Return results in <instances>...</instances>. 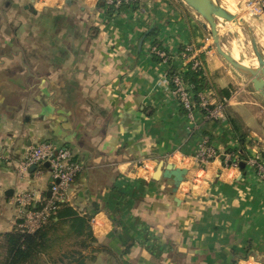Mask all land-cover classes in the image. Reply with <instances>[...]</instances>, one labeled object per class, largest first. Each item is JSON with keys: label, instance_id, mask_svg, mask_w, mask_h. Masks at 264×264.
I'll return each instance as SVG.
<instances>
[{"label": "crops", "instance_id": "obj_1", "mask_svg": "<svg viewBox=\"0 0 264 264\" xmlns=\"http://www.w3.org/2000/svg\"><path fill=\"white\" fill-rule=\"evenodd\" d=\"M98 1L0 0V234L19 229L16 193L49 195L48 166L36 173L18 164L28 147L50 142L81 165L67 204L89 228L48 229L34 264H238L249 256L264 264V181L219 156L193 161L204 144L223 155L239 145L230 111L249 128L250 157L264 162V97L228 68L203 18L182 0H137L114 16ZM218 1L243 10L244 0ZM249 25L264 56V16ZM235 36L230 53L246 64ZM153 42L167 62L150 54ZM186 48L208 82L201 94L219 109L207 117L195 102L194 124L166 90L169 66L181 74L191 65ZM168 164L187 169L177 187L153 176Z\"/></svg>", "mask_w": 264, "mask_h": 264}, {"label": "built area", "instance_id": "obj_2", "mask_svg": "<svg viewBox=\"0 0 264 264\" xmlns=\"http://www.w3.org/2000/svg\"><path fill=\"white\" fill-rule=\"evenodd\" d=\"M106 2L108 4H118L120 2H131V0H106ZM241 15L264 16V0H244ZM189 51L190 48L184 49L182 59L191 62V68L201 67L197 54H191ZM149 52L158 55L163 62H167L169 56L167 51L157 47V45L151 44ZM172 83L173 86H167L166 90L175 97L180 107L194 124L196 103L193 100L190 87L183 82L180 73L173 76ZM198 106L204 110L207 117L216 118L218 116L219 109L210 108L203 94H200ZM215 157H218V154L213 147L204 144L193 155V161L196 164L204 165ZM224 160H232L229 161V164L239 168L237 155L225 153ZM46 162L50 170L49 195L45 196L33 190H24L16 193L13 197L17 208L16 225L19 229L27 232H33L40 228L56 211L58 204L68 200L71 183L81 170L80 163L69 148L57 146L50 142H40L28 147L18 164V168L20 171L28 172L31 166H35L34 172L39 173L41 171L40 166H44ZM245 164L255 170L258 177L264 181V163L257 156H249ZM95 222V217H92L91 223L94 224ZM255 262V258L250 256L244 260V264H255Z\"/></svg>", "mask_w": 264, "mask_h": 264}, {"label": "trees", "instance_id": "obj_3", "mask_svg": "<svg viewBox=\"0 0 264 264\" xmlns=\"http://www.w3.org/2000/svg\"><path fill=\"white\" fill-rule=\"evenodd\" d=\"M71 1L72 0H67L68 3ZM136 1L137 0H131V2L108 4L106 0H99L97 2V7L104 9L108 16H114L115 14L123 12L129 7L135 8ZM152 34H154V32ZM153 44H156L157 47H159L157 43L153 42ZM152 55L156 60H161L158 55L154 53ZM202 72L203 71L201 67L191 68L188 66L187 70L181 73L183 82L190 87L193 100L197 104L200 101V94L203 93L204 89L209 87L208 82L203 76ZM175 74V69L170 65L167 76L171 86H173L172 80ZM231 92V86L219 89V93H221V96L224 97H228ZM209 107L211 106L209 105ZM229 112H226V117L231 126L234 137L238 141L239 145L235 148H227L225 152L231 153L232 155H237L239 162H246L250 156L248 147L253 145L254 142L249 137V128L244 124L240 116L236 113L231 114ZM217 154L225 165H229V161H232H225L223 153L217 152ZM242 170H244V168ZM87 219V216L80 215L76 210L69 206L67 201L60 202L56 211L40 228L36 229L35 231L27 232L22 229H13L0 234V264H34L39 253L43 252L46 244L45 235L47 234L48 229L52 227L58 228L62 223L68 222L69 227L73 228L77 234H80L83 233L84 228H89L87 225ZM87 230L88 231L85 232V240L90 235V239L93 241L94 239L91 236L89 229ZM78 264L82 263L79 262ZM231 264H236V261H233Z\"/></svg>", "mask_w": 264, "mask_h": 264}, {"label": "water", "instance_id": "obj_4", "mask_svg": "<svg viewBox=\"0 0 264 264\" xmlns=\"http://www.w3.org/2000/svg\"><path fill=\"white\" fill-rule=\"evenodd\" d=\"M186 5L192 8L196 13H198L204 20V26L214 43L216 51L218 54L224 58L239 74H242L249 78L252 87L259 94L264 97V56L258 48L257 42L255 40L254 34L251 30L250 25L241 17L236 14L234 9L224 7L219 3L218 0H182ZM222 19L223 22H229L243 29L250 40L251 47L257 59V66H244L239 63L230 52L223 49L220 38L219 31L217 28V20ZM48 166V163H44ZM245 167V162H239V169ZM35 166H31L30 170H34ZM187 173L186 168H175L171 164H168L165 170H161L159 167L155 170L153 176L159 177L160 175L165 177H172L177 187L178 184L183 180V176ZM175 187V189H176ZM9 192V191H8Z\"/></svg>", "mask_w": 264, "mask_h": 264}, {"label": "rangeland", "instance_id": "obj_5", "mask_svg": "<svg viewBox=\"0 0 264 264\" xmlns=\"http://www.w3.org/2000/svg\"><path fill=\"white\" fill-rule=\"evenodd\" d=\"M225 2L227 3V1H225ZM225 2H223V3H225ZM228 8L234 9L236 11V14L238 16H241L249 24L250 17L251 16H242L241 15V11L236 8L235 4H231V5L229 4ZM218 21L220 22L219 23L220 24L219 25L220 26L219 38H220V42H221V45H222L223 49L225 51H227V52H230L229 49L232 46L233 47L236 46V42H235L236 36H235V33H237V37L239 38V41H240V44H239L240 45V49L243 50V51H245V53L248 55V57L245 60L248 63H250L249 66H257V59H256L255 54L253 52V49L251 47V43H250V40L248 38L247 33L243 29H241L240 27H237L236 25H234L235 29H230L229 31H224L223 30L224 27H227L228 25L229 26H232L233 24L231 25V23H229V22H224L223 23V20L222 19H218ZM232 30H234L236 32H234ZM260 45H261L260 47L264 46V42L261 41V44ZM212 46L214 48V51L218 54V52L216 51V48L214 46L213 41H212ZM234 55H236V51L234 52ZM225 62L228 64V66H229L228 68H230V70H232V72L234 74H239L226 60H225ZM237 77L238 78H248V77H245V76H237ZM250 84H251V82H250ZM250 88H252V87H250ZM253 96H254V98L257 101L259 100L260 103L262 102L259 97H258V99L256 98L257 94H254ZM261 105L264 106V101H263V103ZM40 168L43 169V166H40ZM12 207H13V209H15L14 206H12ZM244 260H246V258L242 259L240 261V263H238V264H244Z\"/></svg>", "mask_w": 264, "mask_h": 264}, {"label": "bare ground", "instance_id": "obj_6", "mask_svg": "<svg viewBox=\"0 0 264 264\" xmlns=\"http://www.w3.org/2000/svg\"><path fill=\"white\" fill-rule=\"evenodd\" d=\"M231 55H232V54H231ZM233 55H234V54H233ZM233 55H232V56H233ZM234 56L236 57V55H234ZM234 56H233V57H234ZM235 57H234V59L237 60L239 63L243 64V65L246 66V67L249 66V65H247V64H250V63H248L246 60H245V62H246V64H245V63L243 62L242 58H241V59H240V58L236 59L237 57H236V58H235Z\"/></svg>", "mask_w": 264, "mask_h": 264}]
</instances>
